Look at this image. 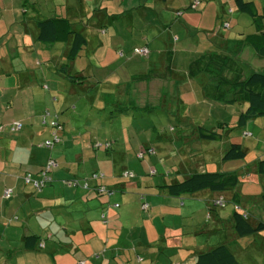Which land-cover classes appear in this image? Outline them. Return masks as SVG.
<instances>
[{"label":"crops","instance_id":"crops-1","mask_svg":"<svg viewBox=\"0 0 264 264\" xmlns=\"http://www.w3.org/2000/svg\"><path fill=\"white\" fill-rule=\"evenodd\" d=\"M134 1L0 0V126L10 122L24 124V129L22 126L19 131L21 133L16 136L10 132L8 126H4L0 131V264H26L27 261L31 264H96L92 259L99 253L98 251L94 253L95 248L97 250L99 247L95 246L97 240L99 243L103 238L110 241L113 245L109 246V250L116 248L114 251H117L123 231L131 237L132 234L138 233L139 241L134 243V249L147 255L150 254L149 248L174 252L183 250L190 254L187 264H194L197 253L219 244H225L240 264H246V259H248L246 252L249 247H252V244L239 246L235 250L232 249V245L240 244L250 236L239 238L235 235L231 222L233 210L231 208L226 210L225 207H228L226 206L228 204L231 205L229 201L235 192L241 197L239 209L240 207L243 209L240 211L246 213L249 219L254 222H264V205L260 200L264 193V176L259 175L255 170V163L264 159V146L257 159L247 161L246 157L245 160L240 161L243 163L238 169L226 171L240 172V182L249 178L257 184H261L263 190L261 194L258 192V195L242 196L240 194L242 188L239 190L238 187L232 192L217 193L204 190L177 197L170 196L162 187L166 184L180 182L191 173H202L207 168L213 169V162H216V168L220 161L236 162L222 160L225 150L236 141L229 139V136L225 139L223 137L218 142L201 141L215 143L216 146L205 144L198 151L189 149V154L193 159L190 160L187 155L188 151L185 152L181 147L187 143V140L179 142L180 137H187L186 130H181L179 135L177 133L172 138L168 137L165 140L168 147L163 151L165 161H169L168 158H173L176 161L167 167L173 171V174L167 171V175H174V180L166 182L163 179L162 184L159 181L152 182L151 180L143 182V177L131 180L132 178L124 179L119 175L118 178L114 175L116 171H113L112 166L102 172L97 154L92 155V158H87V156L84 157V148L79 150L75 147L71 148L74 140L72 134L75 130H67L59 115L62 109L69 104V96L76 94V91L95 90V96L99 101L104 103L110 101V104H113L114 97H116L114 100L125 97L128 105L133 108V102H130L129 97L138 96V100H142L143 104L141 108L138 107L139 109L147 106L145 102L147 99H156L158 95V101L162 99L175 100L177 108L173 112L183 119V103L179 102V98L181 89L184 88L186 92L191 94L193 92L194 96L200 97V104L210 105L211 109L215 107L216 110H220V107H225V105L215 103L214 100L217 96H213L211 93L210 99L213 100L211 101L203 92L204 85H207L206 77L198 74L194 78H190L187 68L199 56L209 52L231 53L237 45L236 41H246L248 36L255 35L254 30L249 35L239 32L237 37H224L221 30L215 27L209 28V21L210 23L212 19L216 21L218 11L222 10V5L227 6L231 15H235L237 12L245 15L239 12L236 7L232 9L228 2L203 0L205 3H202V0H199L196 10H191L189 6L192 4V0H190L189 5L184 7L185 10L190 12L200 10V12L183 15L182 10L176 8L177 0H141L144 5H157L158 12L153 23L144 28L140 27L139 41L134 42L132 35L138 22L137 19L130 16L131 10L135 9L132 7ZM245 1L253 2L258 14L262 16L256 0ZM261 1L264 3V0ZM138 9L136 8V10ZM223 11H225L224 8ZM262 17L264 30V16ZM45 20H64L66 22L55 23L57 33H55L54 41L43 40L38 22ZM141 20L144 21L143 18ZM181 20L183 23L180 22ZM235 21L236 23L233 25L231 20L224 22L221 24V28L229 29L232 26L238 28L239 19L235 18ZM178 23L179 25H177ZM185 24L188 26L193 24L198 27L195 29L196 34L193 38L199 37L196 47L200 50L195 55L192 52H185L188 54H184V57L192 56V59H186L183 67L179 70L174 63L177 64L182 56H177L173 45L180 40V36L173 32V28L178 27L177 31L179 32L184 30L182 35L187 34L184 39L187 40L191 30H188ZM211 25L214 26L213 23ZM68 31L78 33L82 38L79 44L81 49L78 50V56L73 61L66 59L75 44V35L68 34ZM204 34H206V38L203 37ZM141 47H146L149 51L147 65L130 68L128 66L130 63L134 62L135 65L140 63L137 62V58L128 59L127 63L118 62L131 50ZM237 59L244 67L245 73L255 69L264 71V60L257 58L247 45L238 53ZM122 72L127 75V79L123 78ZM67 73L73 74L74 79L68 77ZM107 74L110 75V79L115 78L119 81L117 80L113 84L108 83ZM45 86L47 89H44ZM57 89L61 90V93ZM191 89H193L192 92H190ZM151 90H154L155 94ZM57 95L62 98L61 102H57V98H55ZM187 95L189 94L187 93ZM116 101L119 104V101ZM100 105L105 106L102 103ZM240 106L245 109V105ZM48 108L54 111L48 110ZM45 111H48L50 115H57L58 120L63 124L62 144L60 142V145L54 146L58 149L53 152L40 148L41 145L35 146V142L42 144V141L49 138L50 132L45 127L47 125L41 126L40 117ZM259 119H264V117L252 121L256 122ZM259 130L264 136V122ZM245 135L247 136V134ZM249 135L252 136V134ZM196 140L200 141L198 138H195ZM30 142L33 147L37 148L30 149ZM177 143L180 144V147H178L179 150H175V153L174 150H170L171 146L169 145L176 146ZM240 145L243 147L241 143ZM90 147L92 148V145ZM246 150L249 153L248 149ZM121 152L120 160L127 161L128 152L125 151L124 155L123 151ZM209 153L214 154V157L208 158ZM50 159L57 163V171L54 170L51 173L54 183L61 177L78 179L83 178L87 173L101 172L104 177L98 183L111 190L113 195L107 197L91 191L85 192L83 189L74 190L66 184L72 179L64 180L65 188L52 185L54 184L52 183L38 191L37 194L31 185L24 183L23 177L26 174L36 175ZM86 161H90L91 164L95 162L93 163L94 167H91V164H87ZM74 163H76L74 169L76 173L72 174ZM166 165L163 163L162 166L166 167ZM86 166V171H82V168ZM123 168L120 173L127 170L125 167ZM221 170L224 171V168L217 169L218 172H223ZM5 189H10L12 192L8 199L3 197ZM148 195H152L150 196L151 200H145ZM220 197L228 202L225 206L214 205V202ZM139 199L144 204L146 202L157 203L162 214L161 225L154 224L158 221L159 211L155 215H153L155 212H150L147 221L139 218L133 208ZM184 199L189 200L183 202ZM58 202L63 205H57ZM166 218L170 220L165 221ZM146 223L153 224V228H156L160 235L154 239L148 238V231L144 232L142 228ZM223 223L227 229L225 240L211 239V235L218 233V228H222ZM138 229L143 230L135 232ZM205 234L208 236L202 238V241L199 242L195 239L190 241V246L189 243L185 244L187 235L191 237L204 236ZM251 237L263 239L264 231L253 234ZM230 242L231 244L228 245ZM41 243L43 244L42 248L39 247ZM39 248L44 250V253L37 252L36 250ZM99 248H101V244ZM174 252L170 259L167 257L168 260L161 256L153 258L150 255L145 257V262V259L138 255L134 261L135 264H172L174 261L176 264H183L184 260L177 259ZM99 264H106V262ZM109 264L115 263L111 260Z\"/></svg>","mask_w":264,"mask_h":264},{"label":"rangeland","instance_id":"rangeland-1","mask_svg":"<svg viewBox=\"0 0 264 264\" xmlns=\"http://www.w3.org/2000/svg\"><path fill=\"white\" fill-rule=\"evenodd\" d=\"M190 0H177L176 2V8L182 10L183 15L184 14H198L200 10H197L195 12L193 11H188L185 10V6L189 5ZM221 2H228L230 3L232 9H235V6L233 4V0H220ZM258 5H259V11L262 13V16H264V3L260 0H256ZM259 1V2H258ZM194 1L192 0L191 3ZM202 3H205L202 0ZM213 3V2H212ZM147 4V3H146ZM198 5V4H197ZM216 5V4H215ZM133 10H131L130 16L133 17L134 19H137L138 22L136 23V27H134L136 30H134L132 41L138 42L140 38V27H147L150 23H153V21L156 19V13L158 12V6L157 5H144L141 0H135L134 4L132 5ZM136 8H139L136 10ZM147 8V9H146ZM183 8V9H181ZM190 8V6H189ZM196 8V7H195ZM194 8V9H195ZM223 8L225 11H223ZM191 9V8H190ZM216 9V8H215ZM221 9V8H220ZM237 14V15H236ZM235 15H231L230 12L228 11L227 6L222 5V10L218 11L217 19L214 21L212 19L211 23H213L214 26L211 25L209 21V28H217L218 30H221V34H223L224 37H237L239 32L244 33L245 35H249L253 33L254 28L251 24V20L248 16L246 15H241L240 13H236ZM238 16V18H237ZM143 18L144 21L141 19ZM184 18V16H183ZM236 19H239V26L236 28V26H232L233 24L236 23ZM232 23V28L229 29H224L221 28V24L224 22H230ZM234 21V22H233ZM183 23V21H180ZM179 25V23L177 24ZM188 30H191L190 37L187 40H184L186 35H182L183 32L177 31V28H173V32L175 34L180 36V40L178 42H175L173 45L174 51H177V56H182L180 60H178L177 64L174 63L175 67L179 70L184 65V61L186 59H192V56H186L184 57V54L187 55L189 52L198 53L200 50L197 45V39H194L196 34V30L198 29L197 26H194L193 24H190L189 26L185 24ZM207 28V29H209ZM239 29V30H237ZM206 34L203 35L204 38ZM237 35V36H236ZM201 36V35H200ZM133 50L130 51L132 53ZM188 52V53H185ZM128 54L124 56L123 58L119 59V63H127L126 61L128 59H133L137 58V62H140L138 64H134V62L130 63L128 66L131 68H137V66L143 67L144 64L147 63V57L148 56H138V55H132ZM120 55V54H119ZM148 55V54H147ZM185 58V60H184ZM130 61V60H129ZM151 61V60H150ZM153 62V60H152ZM136 63V62H135ZM140 64V65H139ZM253 70V69H252ZM253 71H261L260 69H255ZM123 75L124 79H127V75L125 73H121ZM110 75L107 74L106 80L108 83L113 84L117 80L115 78H109ZM119 81V80H118ZM123 82V81H121ZM182 86V84H181ZM44 89H47L46 86ZM61 93V90L57 89ZM79 91V92H78ZM76 91V94H72L69 96V104L66 106V108L62 109L61 114V121L64 122L66 125V129H73L75 132H73V143L71 148L75 147L78 150L79 149H85L84 150V157L87 156V158H92V155L97 154L96 156L98 157V162L100 163V169L105 171L111 166L113 167V171L115 172V176H121V178L124 177V173L128 172L132 174L131 180H134L136 177H143L142 181H149L151 180L152 182H161L163 183L164 181L168 182L174 180V175H167V171L173 174V171L171 169H168V165H172L176 161L173 158H168L169 161H165V155L163 149H166L168 147V144L166 145L165 140L170 137L172 138L174 135L180 133L181 130H186L187 137L179 139V142H183V140H187L186 144L181 145L183 147L184 151L187 152L189 149L192 151H198L201 150V146L205 144H211V143H203L201 141L199 144L195 141L196 137V130L198 126L203 127L206 130L210 131H216L220 132V134L225 138L236 141L235 143L242 144L244 147V150L246 151L247 154L246 157L248 158L247 161H252L254 159H257L260 154V151H262V148L264 146V136H262V133L260 132L259 129H261V126L263 125L264 119H259L254 121H249L245 127H239L237 120H238V114L242 112L244 109L240 105H235V106H221L220 110H216L215 107L211 109L210 105L207 106L205 104H200L201 98L196 97L193 95V89L190 90L191 93L186 92L184 88L181 89V97L179 98V102L183 103V109H182V118L180 119L173 111L174 109L177 108V105L175 104V100L169 101V100H157L156 99H147L145 102L147 104L146 109H139L143 106L142 100H138V96H133L132 98L129 97L130 102H133L134 108L130 105H128L127 98H119L116 99L119 101V104H117V101L114 100L116 97H114L113 104H110V101L107 103H104L103 101H99L98 98L95 96V90H90V91H84L81 92V90ZM154 94V90H151ZM97 92V91H96ZM187 93L189 95H187ZM158 94V92H156ZM186 96V97H185ZM57 98V102H61L60 96H55ZM50 100V97H49ZM99 101V102H98ZM100 103H102L105 106H101ZM139 107V108H138ZM52 108V107H51ZM48 108V110L54 111L53 109ZM103 109V111H102ZM171 112H170V111ZM185 110V111H184ZM211 111V114H210ZM184 112V113H183ZM234 112V113H232ZM47 113L46 115H42L40 117L42 125L46 124V128H48L50 134L49 138L46 141L51 142L52 138V132L53 128H51L50 124L51 121L54 120L55 116H51L48 111H45ZM54 113V112H52ZM64 115V116H62ZM184 115V116H183ZM70 116V117H67ZM58 120V116H57ZM59 123H61L58 120ZM62 124V123H61ZM23 129H24V124H22ZM63 126V125H62ZM63 131V130H62ZM60 133V138L59 142L55 144L54 146L60 145L59 143L62 141V132ZM36 132V131H35ZM243 132V133H242ZM21 132L19 131H13L12 134L15 136L20 134ZM196 133V134H195ZM247 134V136L245 134ZM249 134H252L250 136ZM81 135V136H80ZM152 144H149V143ZM45 141H42V144L39 142H35V146H39L40 148H43L44 150H47L48 152H53L56 151L58 148L57 147H52L48 148L45 147ZM234 143V142H233ZM30 149H36L37 147H33V144L30 142L29 143ZM62 144V142H61ZM178 144V143H177ZM92 145V148L90 147ZM145 145H149L150 149H153V153L149 154L147 153L148 150L146 149L147 147ZM178 145H173L170 144L171 146L170 150H174L173 152L176 153L178 149ZM99 146V147H98ZM211 146H216L215 143H212ZM38 147V148H39ZM90 147V148H89ZM110 148V149H109ZM248 149L249 153L247 152L246 149ZM176 150V151H175ZM123 151L128 152V160L123 161L120 160L121 154ZM131 152V154H130ZM140 155V157H137V155ZM201 155V153H199ZM136 155V156H135ZM188 157H190V160H193L189 154V151L187 152ZM214 157V154L207 155L208 158L211 159V157ZM136 157V158H135ZM201 157V156H199ZM86 160V159H85ZM246 162V161H245ZM87 164H91L90 161H86ZM95 163V162H93ZM91 164V167H94V164ZM163 163H166V167L162 166ZM212 163V162H211ZM243 162L236 161V162H221L219 163L218 168H216V162L212 163L213 169L207 168L205 171H217V169H221L222 167L224 168L223 172L226 171H235V169L241 166ZM76 163L73 164L72 168V174H75L76 171L74 170L76 167ZM89 166V165H87ZM82 168V171L87 168ZM210 166V165H209ZM125 167L127 170L124 172L122 171L120 173V170ZM52 169V170H56ZM62 169V168H61ZM98 169V168H97ZM124 169V168H123ZM196 170V169H195ZM57 171V170H56ZM55 171V172H56ZM86 171V170H85ZM91 171V168H90ZM51 173L53 171H50ZM198 172V171H196ZM84 174L86 172H83ZM97 174H102L101 172H95ZM39 175V174H38ZM38 175H31L32 179L37 178ZM103 175V174H102ZM102 175L100 179L102 180ZM93 176V173L91 172L90 174L87 173V175H84L83 178H78L76 181H78V187H73L74 190L76 189H82V185L87 181L89 183L91 177ZM119 178V177H118ZM67 179H73V178H65L61 177L55 180L56 182L52 185H57V186H62L65 188L66 184L64 180ZM75 180V178H74ZM46 187V186H45ZM45 187H43L41 190H43ZM239 187V188H238ZM262 185L257 184L256 182L252 181L251 179H245L239 181V185L237 188L240 190V194L243 195H258L262 193L261 189ZM10 190V189H8ZM39 190V191H41ZM84 190V189H83ZM11 191V190H10ZM85 192H89L88 190H84ZM12 193V192H11ZM38 194V191L36 192ZM145 193V192H144ZM11 195V194H10ZM146 195V194H143ZM152 196V195H150ZM149 195L146 196L147 199L145 200H151V197ZM6 200V199H5ZM186 200L189 199H184L183 202H186ZM137 202V201H136ZM135 202V203H136ZM62 203L58 202L57 205H60ZM146 208L143 209L142 202L139 199V202L136 203V205H133L134 210L138 213L139 218H143V220H148V217H150V212H155L153 215H155L160 207H158L156 202H150V203H145ZM27 207V204H25ZM63 205V204H62ZM141 205V207H140ZM228 207H225L226 210H230V208L233 210L234 206L231 204L226 205ZM140 208V209H139ZM162 209V208H161ZM160 209V210H161ZM240 209H243L240 207ZM147 216V218H146ZM157 216H159L158 221L154 222L155 225H161V218L162 214L161 211L158 212ZM16 219V218H15ZM34 219V218H32ZM146 220V221H147ZM166 220H170L169 218H166ZM225 223L222 224V228H218V233H213L211 235V239H224L227 236V229L224 226ZM142 228L144 229H138L135 232L139 231H148L147 237L148 238H153L158 237L160 235V232L157 231V229L153 228V224L146 223L143 224ZM188 229V228H187ZM11 230V229H10ZM9 233V231H7ZM150 232H154L151 234ZM158 232V234H156ZM134 233V232H133ZM17 235V232H16ZM114 236V235H113ZM112 236V237H113ZM205 236H208L205 234L204 236L202 235H197V236H188L186 237V243H189L190 246V241H194L197 239L199 242L202 241V238ZM145 238V236H143ZM139 241L138 239V233L135 235L132 234L128 235L123 231L122 238H121V243L120 246L118 247L117 251L116 248L113 250H109V246L113 245L110 241L105 240L103 238L100 239V243L97 240V243L95 246H99L101 244V248L97 247V250L95 248L94 253H97V256L95 255L92 259L96 264H99L100 262H106V264H109L111 260L115 264H135L134 258L139 255V257H142L145 259V257H149L150 255L153 256V258H156L158 256H161L165 259L167 257L173 256L174 251H168V250H161V249H154V248H149V255L144 254L142 251H136L134 249L135 242ZM216 242V241H215ZM231 242L228 244L230 245ZM251 245L252 247L248 249L246 252L248 259H246V264H264V238L262 239L261 237H249L246 241L243 240L240 244L236 243L232 245V249H236L239 246H245V245ZM155 246V245H154ZM156 247V246H155ZM37 252H43L44 250L38 249L36 250ZM137 252V253H136ZM174 253H176L175 257L177 259H183L184 263L187 264V258L189 257V252H184L183 250H176ZM144 254V255H143ZM250 256V257H249ZM168 260V259H167ZM146 262V259L144 260ZM26 264H31L30 262L27 261ZM139 264V263H138ZM172 264H176L174 261Z\"/></svg>","mask_w":264,"mask_h":264},{"label":"trees","instance_id":"trees-1","mask_svg":"<svg viewBox=\"0 0 264 264\" xmlns=\"http://www.w3.org/2000/svg\"><path fill=\"white\" fill-rule=\"evenodd\" d=\"M234 5L239 12L247 15L250 18L251 24L255 30V35L248 36L246 41H236L237 45L235 46L233 52L230 51L231 53L209 52L206 55L199 56L196 60L190 63L187 68V74L190 78H194L198 74H202L204 75V77H206L207 85H204L203 92L209 100H211L210 95L212 93L213 96H217V98L214 100L215 103L218 102L225 106L245 105V109L238 114L237 120L238 126L243 127L248 121L264 117V71H250L248 73H245L244 67L237 59V55L238 53H240L242 48L247 45L252 49L257 58L264 60V30L262 20L263 17L258 14L253 2L245 0H234ZM191 6L192 4L190 5L191 10H196L198 5L195 9ZM56 22L66 23L64 20H45L38 22L44 41H54L56 39ZM67 33L75 35L74 48L71 53H69L70 55L68 56V58H66L69 61H73L78 56V50L81 49V46H79V44L81 43L80 41L82 40V38L78 33H74L72 31H68ZM72 75L73 74L70 75L67 73L68 77L74 79V76ZM146 108L148 107L145 106L142 109ZM46 114L47 113L43 112L42 115ZM54 119L58 122L57 116H55ZM13 123L14 122H10L7 125H1L0 131L4 126H8L10 132H13L11 131ZM19 123L21 124L22 128V123ZM59 124L62 127V131L63 124ZM197 134V138L200 141L206 142H218L223 138L219 131L216 132L206 130L201 126L197 127ZM146 149L149 150L150 148ZM246 155V151L240 144L233 143L230 144L229 147L225 150L222 156V160L243 161L246 159ZM45 166L36 175L43 171ZM255 170L259 175L264 176V159H260L255 163ZM94 175L98 176L95 180L92 179ZM100 175L102 174L93 173V176L90 179L92 181L87 184L88 187L84 190L95 192L96 194L100 195H105L107 197L112 196L113 194L110 196L108 195V193L112 192L111 190H108L105 186L98 183L101 180ZM49 176L51 178V172L49 173ZM38 177L39 175L37 176V178ZM103 177L104 176L102 175V178ZM240 177V172L205 171L202 173H191L182 181L173 184H166L162 188L170 196L173 197L191 195L204 190L217 193H225L236 190L239 184ZM52 183L53 181L51 179V181L47 185H50ZM102 188H104V191L101 192L100 190ZM260 200L264 205V193L261 195ZM229 202L234 206L231 216V222L233 225L234 233L237 237L244 238L264 231L263 221L254 222L249 219V216L246 213L240 211L239 204L241 202V197L237 193L234 192ZM227 203L228 202L223 199V206H225ZM39 247L42 248L43 244L41 243ZM194 264L240 263L237 261L234 254L230 251L227 245L219 244L211 247L204 252L197 253V255L195 256Z\"/></svg>","mask_w":264,"mask_h":264},{"label":"built area","instance_id":"built-area-1","mask_svg":"<svg viewBox=\"0 0 264 264\" xmlns=\"http://www.w3.org/2000/svg\"><path fill=\"white\" fill-rule=\"evenodd\" d=\"M198 2H199V0H194L191 7L195 8L197 6ZM147 54H148V50L146 47L136 48L132 51V55L147 56ZM50 125L53 128L51 142L48 140L44 143L45 147H48V148H52L55 144H57L59 142L58 141L59 140V134H60V131L62 129L60 124L55 119L51 121ZM20 129H21V124L19 122H14L12 124L11 131H19ZM147 153H149V154L153 153V149H149ZM137 157H140V155L138 154ZM55 168H57L56 161L50 159L46 163L44 170L39 173V177L37 179H32V176L30 174H26L23 177V181L25 184L31 185L33 187V189L39 191L51 181L49 173L52 169H55ZM123 175L125 178L132 177V174H130L128 172H125ZM97 177L98 176L94 175L92 177V179L95 180V179H97ZM100 177H101V175H100ZM66 184L69 187H78V181H76V180H70V181L66 182ZM87 184L88 183L86 181L82 185L83 186L82 189H87V187H88ZM100 191L101 192L104 191V188H102ZM10 194H11V191L8 189H5L3 192V197L8 199L11 196ZM112 194H113V192L108 193L109 196ZM222 201H223V198L220 197L218 200H216L214 202V205L223 206ZM142 206H143V209L146 208V204H142Z\"/></svg>","mask_w":264,"mask_h":264}]
</instances>
